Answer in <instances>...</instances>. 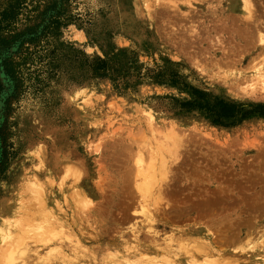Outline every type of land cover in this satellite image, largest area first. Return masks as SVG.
Listing matches in <instances>:
<instances>
[{
    "label": "rangeland",
    "instance_id": "374dc122",
    "mask_svg": "<svg viewBox=\"0 0 264 264\" xmlns=\"http://www.w3.org/2000/svg\"><path fill=\"white\" fill-rule=\"evenodd\" d=\"M246 1L249 16L244 0H0V264L3 239L25 235L18 221L32 216L25 185L36 177L52 181L58 235L28 238L15 264H105L188 234L209 237L219 264H264V117L215 125L191 104L195 89L264 104L252 84L264 67V0ZM170 128L178 149H163L171 171L150 220L137 159L148 165L170 146Z\"/></svg>",
    "mask_w": 264,
    "mask_h": 264
},
{
    "label": "bare ground",
    "instance_id": "6f19581e",
    "mask_svg": "<svg viewBox=\"0 0 264 264\" xmlns=\"http://www.w3.org/2000/svg\"><path fill=\"white\" fill-rule=\"evenodd\" d=\"M249 2L250 1L244 0V6L242 5L243 11H245L246 16H249L250 13L252 14L250 5L251 3L249 4ZM256 68V72L253 75H255L254 77H256L257 81L252 84L255 85L256 83H258L264 90V67L256 66ZM254 89H256V87H254ZM150 124L153 125L152 123ZM170 129V133L167 135V137L172 141L170 146H165V143H161V147H159V153L151 154V160L148 165L145 164L144 158L142 156L137 159L138 180H136V184L144 200V204L142 203V209L146 212L147 216H149L150 213L153 212V210H158V196L161 192L162 182L167 180L171 171L169 168L170 158L166 157L167 154L165 155V150L168 151L171 155H175L177 153L178 147H176V145H178L179 141L176 135V131L173 128ZM163 149H165V153L163 152ZM50 185H52V181H50V178L47 182H42L41 179L37 177L34 180L26 182L25 192L27 194L26 198L29 200V202L27 203V208H34V210L28 209L29 212L26 211L27 213H29V215L32 214L31 218L29 217V222L25 224L20 220L18 221V225L22 227V231L25 235H20L19 237L11 235L10 237H8L9 239H3L6 244L9 241V245L7 244L8 247L6 248V246H4L2 250L3 252H5L3 259H5V261L7 260L6 262L8 264H15L25 254L23 248L28 238L38 239L42 244L50 245L53 242V238L58 235L56 234V231L58 229V225H60V222L56 218L55 214L52 213V211L47 206L46 200V189ZM74 199L79 203V205L83 204L84 206H87L89 204L88 199L83 195H76V198ZM149 219H152L151 215L149 216ZM192 236H194L196 239V241L194 240V243L190 242V240L192 241V239L194 238H192ZM169 239H171V241L168 242L170 243L169 247H171V250L166 251V249L157 248L155 250H149L150 252H141L140 250H131L130 247H127L125 248L126 250L124 251V254L112 256L109 260H107L105 264H176L177 261L175 257L181 252H183L185 254V257L188 259V264H219L220 257L218 258L209 249V246H211L209 237L203 235L195 236L194 234H188V241L184 243L183 240L181 244H176V246H174L176 242L172 243V241L174 242V240L172 238ZM18 250L19 252H17ZM224 264H226V262Z\"/></svg>",
    "mask_w": 264,
    "mask_h": 264
},
{
    "label": "trees",
    "instance_id": "16d2710c",
    "mask_svg": "<svg viewBox=\"0 0 264 264\" xmlns=\"http://www.w3.org/2000/svg\"><path fill=\"white\" fill-rule=\"evenodd\" d=\"M1 39L2 38L0 37V40ZM2 41L5 42V40ZM5 65L8 74L15 76L16 69L14 60H6ZM103 67L105 71L102 74L103 76H108L109 73H112L111 68L106 65ZM174 77L175 78H169V80L172 81L173 85H178V77L176 75H174ZM163 79L167 80V76ZM195 93L198 97H195L193 103L191 104L201 110V112L215 125H236L248 118L250 115L264 117V104L247 105L239 102H230L218 97L213 98L208 94V92L199 89H195ZM248 106H251L252 109H248Z\"/></svg>",
    "mask_w": 264,
    "mask_h": 264
}]
</instances>
